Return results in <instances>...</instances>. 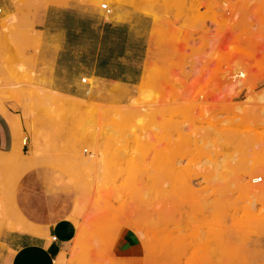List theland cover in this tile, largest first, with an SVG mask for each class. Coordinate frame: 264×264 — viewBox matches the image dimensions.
<instances>
[{"label":"rangeland","instance_id":"1","mask_svg":"<svg viewBox=\"0 0 264 264\" xmlns=\"http://www.w3.org/2000/svg\"><path fill=\"white\" fill-rule=\"evenodd\" d=\"M260 1L0 0V110L20 114L23 143L29 140L0 180V235L14 217L12 185L38 166L75 194L82 224L76 221L73 263L264 264ZM68 3L98 9L108 21L153 19L152 62L127 98L87 80L98 101L79 98L78 109L47 99L62 93L40 65L43 36L35 27L50 7ZM224 161L225 178L216 179ZM240 179L263 187L255 205ZM130 230L137 248L120 257L117 241Z\"/></svg>","mask_w":264,"mask_h":264},{"label":"crops","instance_id":"2","mask_svg":"<svg viewBox=\"0 0 264 264\" xmlns=\"http://www.w3.org/2000/svg\"><path fill=\"white\" fill-rule=\"evenodd\" d=\"M70 3L50 7L35 27L43 36L40 65L48 71L50 87L63 95L98 101L99 95L87 90L83 82L87 79L127 98L152 62L153 19L130 14L122 21H108L98 9ZM260 3L264 20V0ZM137 18L147 23L146 29L138 28ZM19 116L8 107L0 110V180L12 170L13 153L20 151L23 159L29 146V140L23 143ZM56 180L55 171L35 166L24 169L12 185L15 213L0 235V264H76L71 261L72 247L76 221L82 223L75 217V194L58 188ZM117 243L118 256L129 258L138 245L131 230Z\"/></svg>","mask_w":264,"mask_h":264},{"label":"bare ground","instance_id":"3","mask_svg":"<svg viewBox=\"0 0 264 264\" xmlns=\"http://www.w3.org/2000/svg\"><path fill=\"white\" fill-rule=\"evenodd\" d=\"M82 3V2H81ZM146 76V75H145ZM145 78V77H144ZM146 79V78H145ZM144 82V81H143ZM112 88V87H111ZM116 89V88H115ZM141 89V88H140ZM115 91V90H114ZM118 92V91H117ZM116 92V93H117ZM115 93V92H114ZM46 96V95H45ZM47 99H51V100H55V101H57V102H61V101H66V100H69L68 102H69V104H71L72 105V107H76V108H78V109H81V101L79 100V99H77V98H74V97H70V96H66V95H62V94H59V93H56L55 94V96H48L47 97ZM63 103V102H62ZM64 104H66L67 105V103H64ZM48 105H50V103H48ZM60 106L62 105V104H59ZM66 105H64V106H66ZM69 107H70V105H69ZM83 107V106H82ZM61 108V107H60ZM64 108H66V107H64ZM132 133V132H131ZM147 135H148V133H147ZM147 137V136H146ZM107 138V137H106ZM150 138V137H149ZM152 139V138H151ZM142 142V141H141ZM145 142V141H144ZM19 153H20V151H15V153H13V156H14V158L15 157H18V155H19ZM133 154V153H132ZM131 154V155H132ZM134 157V156H133ZM224 157H225V155H224ZM223 157V158H224ZM230 158V157H229ZM225 159V158H224ZM228 159V158H227ZM10 160V159H9ZM12 161V160H11ZM218 161V160H217ZM228 161V160H227ZM250 162H252V161H250ZM253 162H256V164H258V161L257 160H255V161H253ZM232 163H234V162H232ZM237 163V162H236ZM238 164V163H237ZM236 164V165H237ZM255 164V163H254ZM253 164V165H254ZM256 164L254 165V167H252V169L253 170H255L256 169ZM201 165V164H200ZM210 165V164H209ZM214 165V164H213ZM213 165H211V166H213ZM239 166V165H238ZM213 169V168H212ZM229 169V168H228ZM226 170H227V162H222V164L220 165V163H216V170H215V172H216V179H222V178H225V173H226ZM257 170V169H256ZM255 170V171H256ZM254 171V172H255ZM257 172V171H256ZM215 178V177H214ZM150 182V181H149ZM212 182V181H211ZM240 182L242 183V185H240V186H242V188H244L245 189V194L247 195L246 197L251 201V202H249V203H251V204H254L253 202V199L254 200H256L258 197H259V195L261 194V192H262V190H263V187H255V188H250L248 185H246V184H243V182H244V180L243 179H240ZM151 183V182H150ZM220 183H221V181H220ZM164 194V193H163ZM148 195V194H147ZM195 195V194H194ZM112 196V195H111ZM145 196V195H144ZM143 196V197H144ZM258 201V200H257ZM212 202V201H211ZM247 202V201H246ZM259 203V202H258ZM203 204V203H202ZM247 205V204H246ZM255 205V204H254ZM254 205H252V207H251V209H253V207H256V206H254ZM255 209V208H254ZM253 209V210H254ZM236 210V209H235ZM237 211V210H236ZM255 211V210H254ZM14 212V211H13ZM15 213V212H14ZM16 217V216H15ZM233 217H234V220H236V217H235V215H233ZM8 220V219H7ZM7 222V221H6ZM154 238V237H153Z\"/></svg>","mask_w":264,"mask_h":264},{"label":"built area","instance_id":"4","mask_svg":"<svg viewBox=\"0 0 264 264\" xmlns=\"http://www.w3.org/2000/svg\"><path fill=\"white\" fill-rule=\"evenodd\" d=\"M102 9H104L106 11L107 15H109V16L112 15V11H111V9H109L108 5H105V4L102 5ZM1 12H2V9H0V13ZM83 82H87V79H84ZM27 141H28V138H25V143H27ZM254 182L257 183V184H260V183L263 182V179L262 178H257V179L254 180ZM54 241H56V237H54Z\"/></svg>","mask_w":264,"mask_h":264},{"label":"snow or ice","instance_id":"5","mask_svg":"<svg viewBox=\"0 0 264 264\" xmlns=\"http://www.w3.org/2000/svg\"><path fill=\"white\" fill-rule=\"evenodd\" d=\"M106 7V6H105Z\"/></svg>","mask_w":264,"mask_h":264}]
</instances>
